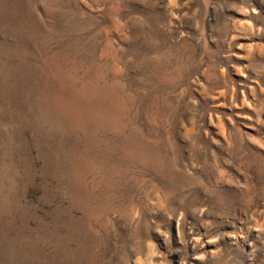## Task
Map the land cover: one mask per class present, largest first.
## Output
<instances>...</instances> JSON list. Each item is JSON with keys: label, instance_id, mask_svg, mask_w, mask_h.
<instances>
[{"label": "rangeland", "instance_id": "374dc122", "mask_svg": "<svg viewBox=\"0 0 264 264\" xmlns=\"http://www.w3.org/2000/svg\"><path fill=\"white\" fill-rule=\"evenodd\" d=\"M0 264H264V0H0Z\"/></svg>", "mask_w": 264, "mask_h": 264}, {"label": "bare ground", "instance_id": "6f19581e", "mask_svg": "<svg viewBox=\"0 0 264 264\" xmlns=\"http://www.w3.org/2000/svg\"><path fill=\"white\" fill-rule=\"evenodd\" d=\"M253 14H255V13H253ZM249 28V27H248ZM263 45V44H262ZM247 52V51H246ZM262 53V47L260 46V47H258V54L260 55ZM247 55L246 56H248L250 53L249 52H247L246 53Z\"/></svg>", "mask_w": 264, "mask_h": 264}]
</instances>
